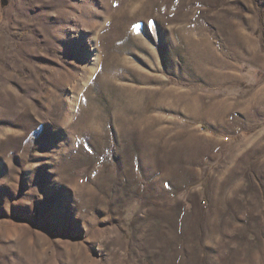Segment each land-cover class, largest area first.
Listing matches in <instances>:
<instances>
[{"label": "rangeland", "instance_id": "obj_1", "mask_svg": "<svg viewBox=\"0 0 264 264\" xmlns=\"http://www.w3.org/2000/svg\"><path fill=\"white\" fill-rule=\"evenodd\" d=\"M0 264H264V0H0Z\"/></svg>", "mask_w": 264, "mask_h": 264}]
</instances>
